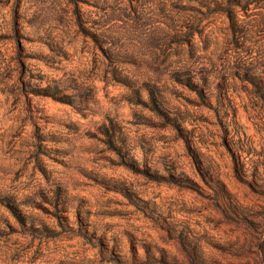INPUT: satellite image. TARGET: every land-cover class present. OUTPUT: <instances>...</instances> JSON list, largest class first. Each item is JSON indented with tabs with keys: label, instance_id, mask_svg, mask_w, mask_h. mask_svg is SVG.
<instances>
[{
	"label": "rangeland",
	"instance_id": "1",
	"mask_svg": "<svg viewBox=\"0 0 264 264\" xmlns=\"http://www.w3.org/2000/svg\"><path fill=\"white\" fill-rule=\"evenodd\" d=\"M0 264H264V0H0Z\"/></svg>",
	"mask_w": 264,
	"mask_h": 264
}]
</instances>
